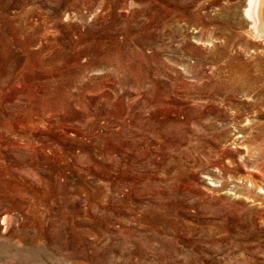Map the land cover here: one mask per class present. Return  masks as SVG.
Here are the masks:
<instances>
[{"label": "rangeland", "instance_id": "rangeland-1", "mask_svg": "<svg viewBox=\"0 0 264 264\" xmlns=\"http://www.w3.org/2000/svg\"><path fill=\"white\" fill-rule=\"evenodd\" d=\"M247 5L0 0V264H264Z\"/></svg>", "mask_w": 264, "mask_h": 264}, {"label": "bare ground", "instance_id": "bare-ground-1", "mask_svg": "<svg viewBox=\"0 0 264 264\" xmlns=\"http://www.w3.org/2000/svg\"><path fill=\"white\" fill-rule=\"evenodd\" d=\"M246 14L251 21V29L253 30V32L255 34L263 33L264 32V0H248Z\"/></svg>", "mask_w": 264, "mask_h": 264}]
</instances>
